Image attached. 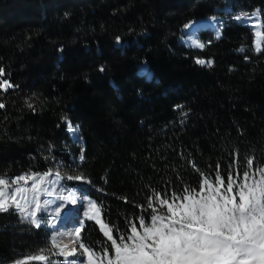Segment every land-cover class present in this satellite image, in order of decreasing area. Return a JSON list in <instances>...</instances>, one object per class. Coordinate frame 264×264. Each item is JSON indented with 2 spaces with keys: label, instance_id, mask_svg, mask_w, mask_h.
Listing matches in <instances>:
<instances>
[{
  "label": "trees",
  "instance_id": "obj_1",
  "mask_svg": "<svg viewBox=\"0 0 264 264\" xmlns=\"http://www.w3.org/2000/svg\"><path fill=\"white\" fill-rule=\"evenodd\" d=\"M233 1L264 14V0ZM218 7L220 0H0V76L12 85L0 88V178L55 172L82 156L73 169L90 182L84 192L122 246L133 226L140 233L167 213L162 200L184 201L205 179L241 182L264 169V43L255 52L252 30L235 23L220 39L203 32L204 50L179 43L187 24ZM68 123L84 144L73 143ZM80 243L97 264L116 260L93 221ZM38 255L46 261L28 259ZM57 258L46 227L13 208L0 212V264Z\"/></svg>",
  "mask_w": 264,
  "mask_h": 264
},
{
  "label": "snow or ice",
  "instance_id": "obj_2",
  "mask_svg": "<svg viewBox=\"0 0 264 264\" xmlns=\"http://www.w3.org/2000/svg\"><path fill=\"white\" fill-rule=\"evenodd\" d=\"M256 51H261L259 44ZM197 63L205 64V61L197 60ZM207 63L211 66L210 61ZM3 74V69H0V75ZM10 87L12 85L7 81H0V88L7 90ZM2 108L4 105L0 104V109ZM252 163V160L248 161L250 168ZM259 171L261 178L254 181V185L245 183L241 187L239 203L234 196L231 199L220 196L217 200L220 188H215V194H211L213 186L207 179L204 180L210 192L207 197L201 196L200 199H196L194 196H185L182 199L188 203L181 204L175 209L167 200H162L161 203L168 205V211L172 213L170 223H163L157 227L155 221L163 218L154 216L153 227L144 229V237L139 236L136 227L133 226L132 236L129 239L138 242L131 246L127 243L122 246L117 245L111 234L112 230L101 222V229L107 239L112 241L116 253V260L109 259L108 264H264V169ZM243 177L247 181L249 173L245 172ZM29 179L35 181L36 176L19 177L11 183L13 185L19 184L20 181L27 183ZM76 179L81 178L76 177ZM217 182L221 186L224 185L223 178L217 177ZM8 183L5 179H0V212L8 211L10 206H15L22 213L25 212L26 210L17 201V196H22L26 190L17 187L14 192L9 193ZM32 187L34 191H39L38 184L34 183ZM226 190L228 193L233 191L231 176ZM22 198L26 197L22 196ZM157 198H160L159 194ZM39 207L40 204L37 203L36 208ZM92 207L95 209L96 206L92 205ZM35 215V212L31 214L33 222ZM76 236L79 238V232ZM154 237L158 239H153ZM145 239H153L154 246L145 244ZM53 246H56L55 242ZM80 247L84 248L82 244ZM148 248H151V251H147ZM84 251L87 253L89 264H97L93 260V253L87 248H84ZM61 255L68 260L69 257L76 255V251L65 253L61 250ZM104 255L107 257V252ZM28 259L44 262L47 258L38 255Z\"/></svg>",
  "mask_w": 264,
  "mask_h": 264
},
{
  "label": "rangeland",
  "instance_id": "obj_3",
  "mask_svg": "<svg viewBox=\"0 0 264 264\" xmlns=\"http://www.w3.org/2000/svg\"><path fill=\"white\" fill-rule=\"evenodd\" d=\"M233 0H220V7L215 9L214 16L208 17L206 19H201V21H197L196 23H192L189 26L186 27L183 31H181V35L179 37V42L182 43L187 48H190L192 50H203L206 47V43L202 40L201 35L203 32H211L213 33V36L216 39H219L222 35L223 29L228 24H238V25H248L249 28H251L255 41H254V50L256 51L257 44H259L261 50L263 47L264 42V28H263V12L261 10H255V11H247L240 8H235ZM200 20V19H198ZM203 20V21H202ZM194 22V21H193ZM209 24L210 27H204ZM260 52V51H259ZM205 61V60H203ZM209 61H205V64H199L202 66H208ZM211 62V61H210ZM213 62H211V65ZM139 73L142 75H150L148 70L144 67L139 68ZM0 81H3V78L0 76ZM3 89V88H2ZM69 125V123H68ZM68 132L70 133V136L72 137L73 143L82 144L83 140L80 137L79 128L77 126L69 125ZM82 156L79 157H70L69 164H63L59 163L57 166V170L55 172H50L47 174H39L35 175L37 177L46 178V183L42 184L39 187V191L33 190V195L31 196V208H25V212H20L15 206H10L9 209H14L18 214L21 215V217L28 221L37 227H46L51 232V243L54 249L55 254L57 255V259L54 260L52 264H89L87 253H85L84 248H81L80 245V238H77L76 233L79 232L80 229L87 221H95L101 226V215L98 210V208L95 207V209L92 207V205H95L93 202L90 201L89 198H87L84 194L82 196L81 200V207L78 209V215L73 219V221H67L64 220V223L60 225V221L63 218L64 212L71 210L73 208V205L75 204L74 196L75 193H77V186L81 187L84 190L90 189V183L87 179L83 178L82 176L78 175L74 171V167L82 162L81 159ZM34 174H26L21 175L17 177H2L0 179H5L8 181L7 190L9 193L14 192L17 187L24 188L26 190L25 193L22 194V196H27L29 193L28 189H32V186L25 187L26 183L24 181H20L19 184L13 185L11 181L17 180L19 177H30ZM71 177V179L69 178ZM76 177H80L81 179H76ZM261 178V173L258 171L257 173H251L249 174V178L247 181H245L244 177L241 182H238L237 180H233V191L231 193L227 192V184L224 183L223 186H221L217 181L216 182H209L213 186V191L211 194H215L214 189L219 187L220 188V195L217 196V200L220 199V196H227L229 199H231L233 196L236 199V202L239 203V191L241 187L247 183L249 185H254V181H258ZM31 180V179H29ZM28 180V181H29ZM203 189V191H202ZM202 189L199 193L190 195L194 196L196 199H200L201 196L207 197L210 192L207 187V185L203 184ZM247 191V189H245ZM22 196H17L22 197ZM11 204V201H9ZM39 203L42 205V203H45V206L47 208H50L47 212V214H42L39 209L36 208V204ZM188 201L184 200L178 203L171 204L173 205V208L175 209L177 206L181 204H187ZM57 206L55 207V205ZM54 206V207H52ZM68 208V209H67ZM8 209V210H9ZM35 212V222H33V218L31 214ZM159 217H162V220L155 221V225L159 227L163 223H170V218L172 217V213L168 211L165 215H160ZM177 219L179 217H176ZM70 222V223H69ZM103 223V222H102ZM154 224V221H152V225L149 228H152ZM176 227H179V225H176ZM166 231V230H165ZM139 236L144 237L145 231L142 229L140 233H138ZM70 235L71 238H73L74 245L65 247V244H63L64 240L67 238V236ZM153 239H158V237H154ZM153 239H145L144 243L148 245H153ZM138 241L135 239H132V242L129 246L133 245L134 243H137ZM83 245V244H82ZM61 250H63L65 253L71 250L76 251V255L73 257H69L68 260H65L64 256L61 255ZM147 251H151V248L146 249ZM94 260V259H93ZM51 264V263H49Z\"/></svg>",
  "mask_w": 264,
  "mask_h": 264
},
{
  "label": "bare ground",
  "instance_id": "obj_4",
  "mask_svg": "<svg viewBox=\"0 0 264 264\" xmlns=\"http://www.w3.org/2000/svg\"><path fill=\"white\" fill-rule=\"evenodd\" d=\"M197 21H201V20H197ZM197 21H194L192 23H196ZM203 21V20H202ZM190 23V24H192ZM188 24L186 27H190L191 25ZM190 25V26H189ZM184 27V29L186 28ZM204 27H210L209 24L207 26H204ZM183 29V31H184ZM41 179L43 180V182L41 183ZM47 179L44 177H37L35 179V181L33 180H29L27 183H26V186L25 187H29V186H33V184H38L39 187L46 183ZM29 193L27 196H24L23 197H26V198H22V197H18L17 198V201L20 203V205L25 209V208H31V204H32V201H31V196L33 195V188L32 189H28ZM81 192H77L75 193V196H74V201H75V204L73 205V208H71V210L69 209V211H65L64 212V215H63V218L62 220L60 221V225L64 223V220H67V221H73V219L76 217V215H78V212H79V208L81 207V200H82V196H81ZM84 194V193H83ZM31 195V196H30ZM91 201V200H90ZM92 202V201H91ZM57 206V204L55 205V207ZM54 207V206H52ZM50 208H47L45 206V203L42 205H40V209L39 211L42 213V214H47L48 210ZM68 209V208H67ZM69 222V223H70ZM62 226V225H61ZM63 244L67 245V246H71V245H74V241H73V238H71L70 235L67 236V238L64 240Z\"/></svg>",
  "mask_w": 264,
  "mask_h": 264
}]
</instances>
